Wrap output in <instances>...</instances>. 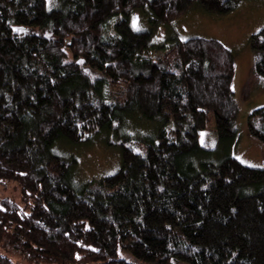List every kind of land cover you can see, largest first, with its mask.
<instances>
[{
	"label": "trees",
	"instance_id": "obj_1",
	"mask_svg": "<svg viewBox=\"0 0 264 264\" xmlns=\"http://www.w3.org/2000/svg\"><path fill=\"white\" fill-rule=\"evenodd\" d=\"M244 1L0 0V192L22 202L0 196V264H264V168L231 155L234 53L173 25ZM250 47L264 78V27ZM124 126L120 169L74 183L67 148ZM247 127L264 146V106Z\"/></svg>",
	"mask_w": 264,
	"mask_h": 264
},
{
	"label": "rangeland",
	"instance_id": "obj_2",
	"mask_svg": "<svg viewBox=\"0 0 264 264\" xmlns=\"http://www.w3.org/2000/svg\"><path fill=\"white\" fill-rule=\"evenodd\" d=\"M47 4L50 10L65 6L64 0H47ZM138 20L140 21V19ZM173 25L175 28L177 27V31H180L178 36L180 40L185 41L199 36L213 38L220 40L233 51L236 59L234 75V78L236 76V88L233 89L235 95H238L239 114L236 125L240 137L234 145L231 155L246 166L263 169L264 146L249 134L247 119L253 110L264 106V91L257 89L259 87L258 77L262 80L260 84H264V78L256 73V57L250 47L251 35L264 27V0L244 1L236 11L227 16L210 15L199 8L193 9L187 16L175 21ZM131 26L136 32L145 31L149 28V20L146 18L142 22L135 21ZM169 30L170 28H161L160 35L168 34ZM85 72L93 78L99 76L89 69H85ZM234 81L235 79L233 85ZM140 124L146 123L140 121L138 127L131 133H149L151 131V128L140 126ZM172 127L174 126L171 125ZM128 131L129 129L125 126L120 130L101 131L92 136L87 145L79 147L70 145L67 150L75 152L73 158L77 161L73 169L72 181L83 184L117 172L121 167L120 149L109 147L108 143H120L129 134ZM200 141L202 145H207L212 149L219 146V136L216 133L214 118L211 119L208 128L201 131ZM65 154L68 155V153ZM72 155L69 153L67 158H71ZM9 184H11L9 189L3 193L0 192V196L11 198L22 207L19 191L16 192L13 189L14 183Z\"/></svg>",
	"mask_w": 264,
	"mask_h": 264
},
{
	"label": "crops",
	"instance_id": "obj_3",
	"mask_svg": "<svg viewBox=\"0 0 264 264\" xmlns=\"http://www.w3.org/2000/svg\"><path fill=\"white\" fill-rule=\"evenodd\" d=\"M255 63H256V60H255ZM235 66H236V63H235ZM235 81H234V85H233V88L235 89L236 88V76H235ZM257 81H258V83H259V87L257 88L258 90L259 89H261V90H263L264 91V84H260V82H262V80L260 79V77H258V79H257ZM236 96V95H235ZM236 98H237V101H238V95L236 96Z\"/></svg>",
	"mask_w": 264,
	"mask_h": 264
},
{
	"label": "snow or ice",
	"instance_id": "obj_4",
	"mask_svg": "<svg viewBox=\"0 0 264 264\" xmlns=\"http://www.w3.org/2000/svg\"><path fill=\"white\" fill-rule=\"evenodd\" d=\"M15 31H18V32H25L26 29H23V28H17V29H15ZM78 258H79V257H78Z\"/></svg>",
	"mask_w": 264,
	"mask_h": 264
}]
</instances>
